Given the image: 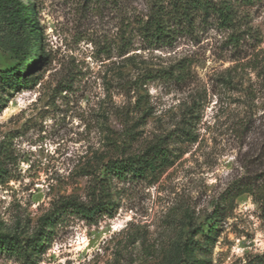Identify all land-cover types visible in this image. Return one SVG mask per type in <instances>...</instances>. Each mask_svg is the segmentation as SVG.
<instances>
[{"label": "rangeland", "instance_id": "374dc122", "mask_svg": "<svg viewBox=\"0 0 264 264\" xmlns=\"http://www.w3.org/2000/svg\"><path fill=\"white\" fill-rule=\"evenodd\" d=\"M208 1L230 19L168 15L156 40L167 0H0V70L34 52L0 84V232L33 245L0 264H264V0ZM153 144L156 169L106 172Z\"/></svg>", "mask_w": 264, "mask_h": 264}, {"label": "trees", "instance_id": "16d2710c", "mask_svg": "<svg viewBox=\"0 0 264 264\" xmlns=\"http://www.w3.org/2000/svg\"><path fill=\"white\" fill-rule=\"evenodd\" d=\"M15 1V0H13ZM242 1H250V0H242ZM160 5V4H159ZM163 5V4H161ZM167 8V9H166ZM170 10H169V9ZM231 5L230 4H214L210 3L208 0H167V7L154 6L152 13L150 16L142 23V27L145 31H153L154 39H162L161 29H162V19L165 16L171 15L172 17L177 18H188L194 10H202L206 11H214L219 15L222 21L225 23L230 19L231 14ZM15 14L17 16V20L19 23H26L29 26L31 32H36V26L34 24V20L31 15V11L28 8L27 4H20L15 7ZM161 19V21H159ZM14 24V23H13ZM19 28L17 24H14V29ZM15 54L18 58V62L15 66L9 69L0 70V84H6L11 78H15L18 81L23 79L24 81L27 79V74L32 70L33 67V58L34 52L30 50L29 52H25L21 50V48H16ZM164 152L157 145L153 144L148 146L141 154L128 157L126 159H114L109 160L106 164V172L111 173L113 176H124L128 171L134 172H142L145 169L153 170L156 169L160 164H162L164 158ZM0 168V172H1ZM240 193H253L252 188H246L243 186L240 190ZM104 205L102 201H96L89 206H86L82 203H78L73 199H63L58 203L56 208L57 211L60 209H69L75 210L81 213L85 217H92L97 213V210ZM213 210V218L217 219L219 215V210ZM48 215L43 219V226L49 224ZM216 225V224H215ZM215 226H211L208 230V239L209 241L211 234H213ZM35 242V240H33ZM32 241V242H33ZM33 243L28 245H23L19 240L18 234H7L0 232V250L3 249H28L27 247H31Z\"/></svg>", "mask_w": 264, "mask_h": 264}]
</instances>
